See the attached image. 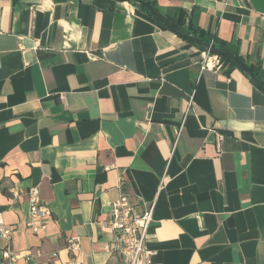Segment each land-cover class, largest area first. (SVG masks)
Masks as SVG:
<instances>
[{
  "label": "crops",
  "instance_id": "1",
  "mask_svg": "<svg viewBox=\"0 0 264 264\" xmlns=\"http://www.w3.org/2000/svg\"><path fill=\"white\" fill-rule=\"evenodd\" d=\"M134 3L0 0V264H68L72 236L83 264H122L99 223L121 194L155 204L151 264H264V93ZM156 3L264 69V0Z\"/></svg>",
  "mask_w": 264,
  "mask_h": 264
},
{
  "label": "built area",
  "instance_id": "2",
  "mask_svg": "<svg viewBox=\"0 0 264 264\" xmlns=\"http://www.w3.org/2000/svg\"><path fill=\"white\" fill-rule=\"evenodd\" d=\"M240 1L244 2L245 0ZM209 44L213 45L212 43ZM200 52L202 55L201 68L203 70L216 71L223 66L221 56L204 49H201ZM224 137V134L218 135L216 141L218 147H220ZM29 195L30 207L26 217V225L33 233L39 234L51 220L52 211L39 198L38 188L29 190ZM154 210L155 204H150L144 210H138L130 200L129 195L121 194L111 202L107 217L100 220L99 223L103 229L115 233L114 241L108 247L112 252L118 254L122 264H151L152 255L155 252L146 247V239L153 221ZM13 231V228L6 225L0 218V236L11 241ZM66 249L73 253V257L69 259L68 264H83L78 236H72L68 239ZM56 255V253L53 254V256ZM2 258L10 263H16L21 255L14 251L9 244L2 250Z\"/></svg>",
  "mask_w": 264,
  "mask_h": 264
},
{
  "label": "water",
  "instance_id": "3",
  "mask_svg": "<svg viewBox=\"0 0 264 264\" xmlns=\"http://www.w3.org/2000/svg\"><path fill=\"white\" fill-rule=\"evenodd\" d=\"M120 2H135L137 4L145 7L152 15H154L162 24H164L168 29L176 33L178 36L188 41L191 44L196 45L197 47L209 51L212 54H217L219 56H226L232 59L245 73V75L251 80L254 86L264 93V85L261 83L255 72L252 68L241 58V56L233 53L228 48H218L210 45L209 43L204 42L197 36L186 34L184 32L178 31L173 23L170 21L169 17L162 13L157 7L151 5L145 0H117Z\"/></svg>",
  "mask_w": 264,
  "mask_h": 264
},
{
  "label": "trees",
  "instance_id": "4",
  "mask_svg": "<svg viewBox=\"0 0 264 264\" xmlns=\"http://www.w3.org/2000/svg\"><path fill=\"white\" fill-rule=\"evenodd\" d=\"M145 1L149 2L151 5L156 7V4H157L156 0H145ZM134 4H136L140 9L145 11L150 16L156 18L142 5L137 4V3H134ZM166 15L169 17L170 21L173 23V25L175 26V28L178 31H181V32H184L186 34L193 35V36H197L206 43H212L213 46H215V47L228 48L233 53L237 54V51L234 50L233 48L231 49V47L227 44L226 41L219 39L216 33H210L208 31L202 30L200 28H194L190 24L186 25V21H185V17H184L183 12L178 13V15L177 14L176 15L166 14ZM221 60L223 62V65L229 64V67H228L229 69H231L233 67H238V65L232 59H230L226 56H221ZM250 67L255 72V74L257 75V77L261 81V83L264 85V69L262 68V64L260 62L257 64H250Z\"/></svg>",
  "mask_w": 264,
  "mask_h": 264
}]
</instances>
